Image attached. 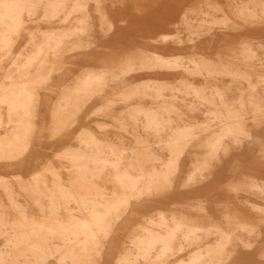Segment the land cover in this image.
Returning a JSON list of instances; mask_svg holds the SVG:
<instances>
[{"label":"bare ground","instance_id":"1","mask_svg":"<svg viewBox=\"0 0 264 264\" xmlns=\"http://www.w3.org/2000/svg\"><path fill=\"white\" fill-rule=\"evenodd\" d=\"M108 1L0 0V64L12 53L15 37L37 15L41 14L39 21L46 25L61 26L59 31L48 33L47 41L41 43L44 46L37 47L25 62H18L15 72L8 70L4 79L9 83L0 84V124L2 109L5 108L8 123L13 126L10 137L0 139V162H12L28 152L38 99L36 85L48 80L49 70L54 69L52 59L90 46L83 44L81 34L90 30L87 22L90 20L88 9L91 4L99 16V30L103 37L107 38L113 32L112 21L105 9ZM118 1L127 3L130 9L136 11L142 3V0ZM190 15L194 19H190ZM179 26L186 28L194 38L191 42L216 29L233 33L247 28L261 30L264 29V0H225L223 5L217 0H203L185 11ZM175 38L179 39V36L161 34L157 40L168 44ZM69 44L70 48L67 47ZM225 45L229 51L219 52L216 58L195 54L185 59L137 49L111 67L102 65L97 71L83 73L78 84L72 86V94L70 92L68 97L63 95L65 103L58 105L55 119L63 112L65 122L74 119L96 95L105 91L108 83L114 88L136 74L166 73L177 82L147 79V82L141 81L122 90L120 96L125 103L139 101V104L130 105L127 114L116 121L117 126L129 132L138 144V152L134 150L131 157L125 154L126 151L117 152L103 142L89 139V136H84L89 140L81 141L86 144V149L69 152L70 162L79 177L86 176L97 181L93 186L79 185L81 190L87 191L86 194L65 188L57 178L52 185L53 190L45 191L47 181L44 173H38L33 183L25 187L33 195L34 207L39 209L38 214L33 215L18 202L19 194L16 197L8 183H3L9 207L3 205L5 203L0 204V240H4L0 245V264H50L53 260L57 264L97 262L102 258L105 242L125 219L131 203L144 196L170 194L182 161L188 155L192 163L182 179L183 189L194 188L210 180L221 156H227L231 149L241 148L251 141L248 121L251 120L259 128L264 121V44L241 41L235 48L231 47L232 42ZM32 67L36 68L35 73L30 72ZM179 71L186 74L184 79L177 78ZM199 81L203 82L201 86L197 84ZM198 114L202 116L201 120ZM167 129L171 134L166 133ZM49 170L45 168L44 172L49 173ZM110 172L112 180L107 177ZM238 184L233 190L242 189L264 201V184L257 181H241ZM71 203L76 205L74 212ZM255 207H252L253 210ZM190 208L199 216L182 214L177 218L171 214L170 221L161 217L154 225L159 227L158 230L141 225L139 233L130 239V248L116 264H169L188 248L202 243L203 238L213 235H219L215 243L206 249L200 248L191 253L189 260L176 264H223L240 248L244 252L253 250L255 244L247 238L256 235L257 240L261 239L259 226L245 220L240 213L241 218L226 217L231 230L224 231L220 227L223 231H219L215 224L213 227L205 225L206 219L202 216L204 203ZM9 215L13 219L7 218ZM259 219L262 221L261 217ZM179 234L182 235L183 245L178 248L175 243ZM258 257L264 260V252Z\"/></svg>","mask_w":264,"mask_h":264},{"label":"rangeland","instance_id":"2","mask_svg":"<svg viewBox=\"0 0 264 264\" xmlns=\"http://www.w3.org/2000/svg\"><path fill=\"white\" fill-rule=\"evenodd\" d=\"M224 1L225 0H217L221 5L224 4ZM195 2L198 4L199 2L202 3L203 0H142L139 10L136 11L130 9L127 3L125 5V2L120 3L118 0H110L105 3V9L109 14L114 29L109 39H104L99 30L100 19L95 10H93L95 6L92 4L89 6L90 20L87 24L90 25V30L85 34H81V39L85 46H88V44H90V46L85 47L86 49L83 48L82 50L61 54L60 57L52 59V66L54 69L51 72L49 70L50 74L46 78L48 80H45L46 84L42 81L39 82V85H36L38 99L34 111L35 118L33 117L34 119H32L34 129L32 128V134L29 137L30 147L28 152L21 156L22 158L17 157L13 160L10 163V167L0 169V204L5 203L3 205L7 206V208L9 207V200L6 198V193L2 187L3 183L7 182L12 193H14L15 196L19 194L18 202L20 204L22 203L21 205L24 204L23 206L27 207L33 215L38 214L39 209L33 205V195L28 187H25L31 185L34 176L42 172L44 173L45 181H47L45 185L47 188L45 191L53 190L54 186L52 185H54V181L57 178L65 188H70L71 191L80 194H86L87 191L81 190L79 185L85 184L87 186H93L97 184V181L86 176L79 177L76 168H74L73 163L70 162V153L86 149V144L81 141L93 138L100 143L103 142V144H107L110 149H114L117 152L126 151L125 154L131 157L136 150H139L138 144L133 141V137L129 132H125L117 126L116 121L122 118L124 114H127L130 105L139 104V101L137 99L132 100L128 104L125 103L120 96L121 92H123L122 90H125L126 87H134L141 81L147 82V79L177 82L166 73L161 75L157 73L150 75L136 74L114 88L108 83L104 88L105 91L100 95H96L90 105L86 109H83L74 119H68V121L65 122L63 116L64 112L61 113L60 117L58 114L55 119L58 105L65 103V98L72 94L71 89L78 84V79L83 73L90 72V70L92 72L97 71L102 65L107 68L111 67L124 56L137 49H147V51L161 55L170 57L179 56L185 59H189L191 55L195 54L216 58L219 52L229 51V47L225 45L227 42H232V48H235L241 41L264 44V29L247 28L245 31L237 33L216 29L200 40L191 42L194 38L189 35L186 28L184 29V27L179 25L172 28L170 24L166 25V23L163 25L161 23V25L158 24L159 21H165L167 19L175 23L178 22L183 13L194 5ZM40 15L41 14L37 15V18L35 17L34 20L28 21L19 35L20 37H15L17 43L15 42L12 53L0 64V84L4 82L9 83V81H5L4 79L6 78L5 76H7L8 70H16V64L18 62H25L27 57L33 55L36 49H38L37 47H40V45L44 46V43L47 41V35L59 31L61 28L58 24L46 25L39 21ZM78 17L81 18V16ZM189 18L194 19L192 15H190ZM139 31L140 33L141 31L144 32L140 34ZM134 33L138 34V37L134 36ZM161 34H175V36H179V39H172L168 41L167 44V42L157 40L158 36ZM42 42L44 43L41 44ZM67 47L70 48V44ZM19 55L22 56L20 57ZM17 58L19 59L17 60ZM14 60H17V62L14 63ZM35 71V67L30 69L31 73H35ZM185 75L183 71H179L177 73V78L184 79ZM41 84L43 85L41 86ZM197 84L201 86L203 82L199 81ZM63 95L67 96L65 97ZM5 113V108H3V117L1 118L0 124V139H3V136L4 139L10 137L13 130V126L12 124L9 125ZM199 118L201 120L202 116L199 115ZM248 123V129L251 128L249 132L252 140L244 143L241 147L242 149H231L230 154L221 156L219 164H215L212 170L210 180L205 184L207 190L204 196L200 198L203 199V201L201 200L200 202L194 195L189 197L183 195H180L181 197L179 196L180 182L189 172L192 163L191 156L188 155V157L182 161L173 191L166 196L160 197L153 194L144 196L138 201H133L129 206L126 219L116 226L110 238L105 242L102 258L93 263L116 264L119 258L130 248V239L133 238L136 233H139L138 231L141 225L158 230L159 227H154V225L161 217H165L169 219V221L172 219L173 214L176 215L177 218L182 214L198 217L199 214L194 212L190 206L204 203V212L202 216L206 219L205 225L207 226L213 227L215 224V228L219 229L221 227L223 230L225 229L224 231L231 230L232 227L228 225L226 217L231 215L241 218L242 216L240 215H243L245 220L250 221L260 228L261 239L257 240L256 235H253L250 239L247 238L253 245L255 244V248L253 247L252 250L254 257L242 256V252L244 251L240 248L223 264H264V260L258 257L259 253L264 252V214H262L264 213V201L258 200V198L256 199V196L247 194L242 189L241 191L233 190V188L239 186L238 183L241 181H257L264 184V121L260 128L254 125L251 120L248 121ZM57 126L60 129H58ZM166 133L171 134V131L167 129ZM84 136H89V139ZM79 138L81 140H79ZM67 151L68 153H66ZM137 152L138 151H136V153ZM163 156L166 155L163 154ZM129 161L130 160H126V162ZM45 168L50 170L54 169V172L50 170L48 171L49 173H47V171L44 172ZM52 173L54 175H52ZM107 177L112 180L111 172ZM108 178L107 180H110ZM4 179H6V181ZM179 201L180 203L177 204ZM70 207L74 212L76 205L71 203ZM252 207H255V212H253L254 210ZM257 210H259V212ZM260 217L262 221L259 219ZM7 218L13 219V216L9 215ZM169 224L171 225L172 223L170 222ZM221 228L219 231L222 230ZM179 235L175 243L178 248L180 245H183L182 235ZM217 236L219 235L208 237L210 239L203 238L201 241L202 243L188 248L186 252L173 258L169 264H176L182 260H189L191 253L198 251L200 248L206 249L208 245L215 243L216 240L219 239ZM3 242L4 240L1 239L0 245L3 244ZM50 264L57 263L53 260Z\"/></svg>","mask_w":264,"mask_h":264},{"label":"crops","instance_id":"3","mask_svg":"<svg viewBox=\"0 0 264 264\" xmlns=\"http://www.w3.org/2000/svg\"><path fill=\"white\" fill-rule=\"evenodd\" d=\"M194 5H196V3H195ZM192 6H193V5H192ZM192 6H191V7H192ZM191 7H190V8H191ZM184 13H185V12H184ZM184 13H183V15H184ZM183 15H182V16H183ZM182 16L180 17V20H181ZM180 20H179L178 22L175 23L174 21H171V20L167 19V20H165V21H159L158 24L161 23V24L163 25L164 23H166V25H169V24H170V25L172 26V28H174L177 24L179 25ZM161 24H160V25H161ZM113 32H114V30H113ZM113 32H112V33H113ZM143 32H144V31H141V33H140V31H139L140 34H142ZM112 33H111V34H112ZM111 34H110V35H111ZM128 34H131V33H128ZM110 35H109L107 38H104V39H109V38H110ZM133 35L136 36V37H138V34H136V33H134ZM87 107H88V106H87ZM87 107H86V108H87ZM86 108H85V109H86ZM10 163H11V162H0V169L10 167ZM207 182H208V181H207ZM207 182H205V183H203V184H201V185H199V186H197V187H194V188L183 189V188H182V180H181V182H180V186H179V190H180V192H179V196H180V195H183V196H185V197H189V196H191V195H194V196H195V197L201 202V200L203 201V199H200V198H202V197L204 196V194H205V192H206V190H207V189L205 188V187H206L205 184H206ZM180 197H181V196H180ZM179 203H180V201H179L177 204H179ZM198 204H199V203H198ZM195 205H196V204H195ZM195 205H191V206H195ZM191 206H190V207H191ZM126 217H127V215H126ZM126 217H125V219H126ZM125 219H124V220H125ZM124 220H123V221H124ZM123 221H122V222H123ZM185 252H186V251H185ZM183 253H184V252H183ZM183 253H182V254H183ZM180 255H181V254H180ZM244 255H246V256H248V257H250V256H251V257H254V254L252 253V251H251V252H242V256H244ZM184 261H187V260H184Z\"/></svg>","mask_w":264,"mask_h":264}]
</instances>
